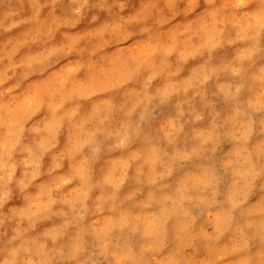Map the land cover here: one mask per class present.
<instances>
[{
    "label": "clouds",
    "instance_id": "1",
    "mask_svg": "<svg viewBox=\"0 0 264 264\" xmlns=\"http://www.w3.org/2000/svg\"><path fill=\"white\" fill-rule=\"evenodd\" d=\"M0 264H264V0H0Z\"/></svg>",
    "mask_w": 264,
    "mask_h": 264
}]
</instances>
